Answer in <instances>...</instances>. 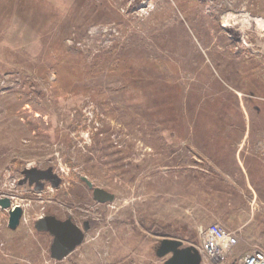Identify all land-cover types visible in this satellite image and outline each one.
Instances as JSON below:
<instances>
[{"label":"rangeland","instance_id":"obj_1","mask_svg":"<svg viewBox=\"0 0 264 264\" xmlns=\"http://www.w3.org/2000/svg\"><path fill=\"white\" fill-rule=\"evenodd\" d=\"M4 197L0 264H163L211 224L264 251V0H0ZM42 214L92 223L62 263Z\"/></svg>","mask_w":264,"mask_h":264},{"label":"water","instance_id":"obj_2","mask_svg":"<svg viewBox=\"0 0 264 264\" xmlns=\"http://www.w3.org/2000/svg\"><path fill=\"white\" fill-rule=\"evenodd\" d=\"M23 175L27 176L29 183H36L40 180L50 178L51 171H38L31 168L23 171ZM80 180L91 190L92 198L98 203L112 202L114 195L110 192L94 187L93 183L86 177H80ZM10 200L7 197L0 198V208H10ZM22 210L19 206H15L9 210L8 226L15 229L18 225ZM69 225V226H68ZM67 227V228H66ZM85 229L88 227L84 225ZM34 228L38 232H49L54 236L51 245V258L60 261L72 252L83 241V235L68 222H59L50 216H42L34 223ZM66 231L63 232V229ZM60 230V232H59ZM157 258H166L163 264H201V256L198 250L193 246H184L183 242L173 238H163L159 241L155 250Z\"/></svg>","mask_w":264,"mask_h":264},{"label":"built area","instance_id":"obj_3","mask_svg":"<svg viewBox=\"0 0 264 264\" xmlns=\"http://www.w3.org/2000/svg\"><path fill=\"white\" fill-rule=\"evenodd\" d=\"M198 248L194 246L201 262L209 264H264V251L255 249L235 256L233 249L237 245V235L218 224H211L200 232Z\"/></svg>","mask_w":264,"mask_h":264},{"label":"flooded vegetation","instance_id":"obj_4","mask_svg":"<svg viewBox=\"0 0 264 264\" xmlns=\"http://www.w3.org/2000/svg\"><path fill=\"white\" fill-rule=\"evenodd\" d=\"M92 195V194H91ZM10 200V208H8V209H5L6 210V214H7V227H8V229H9V231L11 230V231H15V230H17V228H18V226H19V224H20V220H21V217H22V215H23V209H22V207L20 206V205H12V202H11V199H9ZM15 206H19L20 208H21V210H22V213H21V217H20V220H19V223H18V225L15 227V229H10L9 228V226H8V221H9V210L10 209H12L13 207H15ZM42 216H50V217H53L55 220H57V221H59V222H68V224H71L72 226H74L77 230H79V232H81L82 233V235H83V241L81 242V244L79 245V246H81L82 244H83V242H84V240H85V237H86V234L89 232V230L91 229V227H92V223L89 221V220H84V221H82V222H80V223H78V222H76L75 220H74V218L71 216V215H67L65 218H63V219H61V218H59L57 215H55V214H42L40 217H42ZM39 217V218H40ZM38 218V219H39ZM38 219H36V220H38ZM35 220V221H36ZM35 221L33 222V225H32V228L34 229V231L35 232H37V233H39L40 235H42V236H44L45 238H46V241H47V248H46V250H47V255H48V258L50 259V260H53V262L54 263H62V262H64V261H66L67 259H69L70 257H71V255H72V253L79 247V246H77L72 252H70L66 257H64L62 260H60V261H57V260H55V259H53V258H51V245H52V243H53V240H54V236L53 235H51L49 232H38V231H36V229L34 228V223H35ZM84 225H86L88 228L87 229H85V227H84ZM69 226V225H68ZM67 228V227H66ZM64 231H66V229L64 228L63 229V232ZM59 232H60V230H59ZM34 248H35V246H34ZM34 248H33V250H34ZM37 249V248H36ZM16 264V263H15Z\"/></svg>","mask_w":264,"mask_h":264}]
</instances>
